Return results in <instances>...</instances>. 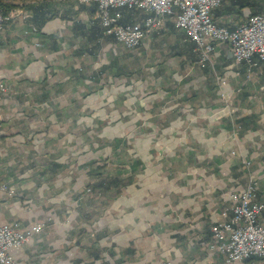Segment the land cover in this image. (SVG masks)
Wrapping results in <instances>:
<instances>
[{
  "label": "crops",
  "instance_id": "obj_1",
  "mask_svg": "<svg viewBox=\"0 0 264 264\" xmlns=\"http://www.w3.org/2000/svg\"><path fill=\"white\" fill-rule=\"evenodd\" d=\"M37 5L0 33V180L13 190L0 191V225L49 218L10 250L15 264H225L207 242L228 193L252 178L264 200V64L248 72L214 42L200 66L173 18L129 49L93 4ZM262 11L223 0L212 17L232 28ZM143 17L123 9L120 21ZM160 37L167 52L149 49ZM149 51L159 58L132 78L130 57Z\"/></svg>",
  "mask_w": 264,
  "mask_h": 264
},
{
  "label": "built area",
  "instance_id": "obj_2",
  "mask_svg": "<svg viewBox=\"0 0 264 264\" xmlns=\"http://www.w3.org/2000/svg\"><path fill=\"white\" fill-rule=\"evenodd\" d=\"M96 4L104 34L126 48L136 47L151 33L164 29L167 19L194 41L199 52L197 63L205 66L212 62L214 42L226 43L237 63L245 62L247 71L264 64V11L247 15L234 27L218 24L212 11L223 0H76ZM123 9L141 10L140 22L122 23ZM16 17V13L3 12L0 7V33ZM9 90L0 80V97ZM258 183L250 178L239 191L228 193L229 204L220 211L219 218L210 226L207 248L219 253L225 264H264V200L257 198ZM0 191L13 194V190L0 180ZM45 220L20 228L18 222L0 225V264H15L10 250L21 247L39 232ZM162 264H170L168 261Z\"/></svg>",
  "mask_w": 264,
  "mask_h": 264
},
{
  "label": "rangeland",
  "instance_id": "obj_3",
  "mask_svg": "<svg viewBox=\"0 0 264 264\" xmlns=\"http://www.w3.org/2000/svg\"><path fill=\"white\" fill-rule=\"evenodd\" d=\"M221 5V4H220ZM22 8L23 6L20 4V2H19V5L18 6H16V7H13V8H11L10 10H8V12L9 11H12V12H15L17 9H19V8ZM116 41V40H115ZM117 42V41H116ZM170 42L167 40V38H165V39H161V37H160V39H158L157 40V42H154L153 44H150L149 45V49H151V48H153V49H155V50H157L158 52H167V50L170 48ZM148 49V50H149ZM171 49V48H170ZM173 51H175V50H169V54L167 53V56H165L164 58H163V55H161L162 56V60L163 61H168V60H170L171 59V54L172 53H174ZM151 54L153 55V57L154 58H152L151 57ZM155 54L154 53H152V51H149L147 54L146 53H143V55L142 56H139V55H136V56H132V57H130V59H131V62L133 63V67L132 68H130V66H128L127 67V70L128 71H130V70H132L133 68H135L136 66H138V71H140V75L139 76H137V75H135V72H134V76L132 77V78H135V77H137V78H142L143 76H145V75H147V72H148V68L147 67H149L148 65L149 64H151L154 60H156V59H158L159 58V53H157L156 54V56H154ZM138 56V57H137ZM198 60V59H197ZM134 61H136V63H134ZM213 62V61H212ZM197 65V64H196ZM128 76H131V75H128ZM107 159L108 158H106V159H104V160H100L101 161V163H105L104 165H103V167L105 166V165H107V166H109V164H110V166H111V160H109L108 159V161H107ZM102 167V168H103ZM220 214V213H219ZM49 219V218H48ZM47 219V220H48ZM47 220H45V224H46V221ZM45 226V225H44ZM43 226V227H44Z\"/></svg>",
  "mask_w": 264,
  "mask_h": 264
},
{
  "label": "trees",
  "instance_id": "obj_4",
  "mask_svg": "<svg viewBox=\"0 0 264 264\" xmlns=\"http://www.w3.org/2000/svg\"><path fill=\"white\" fill-rule=\"evenodd\" d=\"M37 1L38 0H0V7L2 8L3 12H8V10H10L13 7H16L20 4L23 7H27V8H31L33 9V11L36 13L37 12V8L39 7L37 5ZM95 6V11H96V5L93 4ZM40 9V7H39ZM132 10V9H130ZM90 14L93 15L94 14V8H90L89 9ZM127 18V19H126ZM125 19H121L122 22H130L128 17H126ZM105 163H101L100 165H95L92 167L93 169V174L96 175H101V168L103 167Z\"/></svg>",
  "mask_w": 264,
  "mask_h": 264
},
{
  "label": "bare ground",
  "instance_id": "obj_5",
  "mask_svg": "<svg viewBox=\"0 0 264 264\" xmlns=\"http://www.w3.org/2000/svg\"><path fill=\"white\" fill-rule=\"evenodd\" d=\"M82 4V3H81ZM92 4H95V3H92ZM91 5V4H90Z\"/></svg>",
  "mask_w": 264,
  "mask_h": 264
}]
</instances>
